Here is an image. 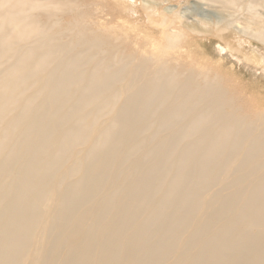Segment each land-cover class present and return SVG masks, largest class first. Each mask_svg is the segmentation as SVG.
Here are the masks:
<instances>
[{
	"label": "bare ground",
	"instance_id": "bare-ground-1",
	"mask_svg": "<svg viewBox=\"0 0 264 264\" xmlns=\"http://www.w3.org/2000/svg\"><path fill=\"white\" fill-rule=\"evenodd\" d=\"M82 9L0 0V264H264V113Z\"/></svg>",
	"mask_w": 264,
	"mask_h": 264
},
{
	"label": "rangeland",
	"instance_id": "rangeland-1",
	"mask_svg": "<svg viewBox=\"0 0 264 264\" xmlns=\"http://www.w3.org/2000/svg\"><path fill=\"white\" fill-rule=\"evenodd\" d=\"M78 1L82 10L91 13L92 21L100 20L115 26L116 35L121 36L115 42L125 54L145 45L156 51L157 47H160L159 50L163 49L162 46L166 47L168 42H164L162 28L158 25L165 17L169 25L176 26L173 30L177 35L174 37L181 35L176 37L178 41L172 46L175 51H172L173 48L172 53L170 49L166 51L170 54L167 59L182 55L184 62L201 66L210 77L216 76L230 104L240 114L246 116L248 113V118L253 119L255 112L264 113V107L258 103L264 101V43L261 40L264 15L255 17L253 12L247 11L227 13L207 0ZM193 16H196L195 21L190 18ZM171 41L168 44L170 47L174 43ZM137 63L139 60L136 59L133 64Z\"/></svg>",
	"mask_w": 264,
	"mask_h": 264
}]
</instances>
